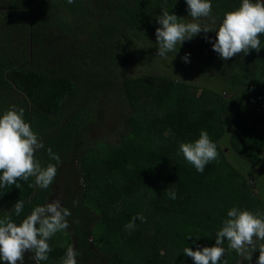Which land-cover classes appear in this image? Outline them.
Listing matches in <instances>:
<instances>
[{
    "label": "trees",
    "instance_id": "1",
    "mask_svg": "<svg viewBox=\"0 0 264 264\" xmlns=\"http://www.w3.org/2000/svg\"><path fill=\"white\" fill-rule=\"evenodd\" d=\"M211 3L199 22L213 30L165 58L157 17L166 8L191 21L186 0H0V115L22 107L42 166L56 163L48 148L61 159L47 189L29 187L34 177L0 189V218L20 223L52 200L71 212L39 264H61L69 246L78 264H195L184 248L213 246L231 208L264 213L256 177L230 160L264 168V35L258 52L222 60L215 30L242 0ZM201 130L219 153L202 173L179 150ZM224 247L220 264H257L259 249L246 261ZM23 264H37L33 252Z\"/></svg>",
    "mask_w": 264,
    "mask_h": 264
},
{
    "label": "clouds",
    "instance_id": "2",
    "mask_svg": "<svg viewBox=\"0 0 264 264\" xmlns=\"http://www.w3.org/2000/svg\"><path fill=\"white\" fill-rule=\"evenodd\" d=\"M67 3L72 4L74 0H67ZM186 4L191 17L188 22L162 8V14L157 17L160 27L155 30L157 55L166 58L167 53H176L177 45L185 40L192 39L201 31L207 34L213 30L199 22L211 15V0H186ZM215 32L212 48L222 60L246 55L250 50L258 52L261 49L260 36L264 35V0H242L238 7L224 14ZM182 59L187 62L188 54ZM43 147L42 140L25 120L22 107L12 105L4 111L0 115V189L12 185L21 188L18 181L27 182L30 177L35 179L29 187L47 189L55 179L61 159L48 148L50 160L56 163L42 166L36 152ZM179 150L184 159L201 173L219 155L216 143L206 130H201L194 142L181 143ZM0 195L3 193L0 192ZM176 195L175 192L169 193L171 199H176ZM23 207L24 202L18 199L12 208L16 216H20ZM70 215V210L63 207L59 200H52L35 206L20 223L14 222L11 214L0 218V260L4 264H23L26 252L34 253L37 264L47 260L51 251L48 241L56 233L68 229L67 217ZM227 217L216 233L213 246L197 247L196 250L185 247L183 253L191 257L195 264H220L226 253L224 244L227 241V248L235 250L246 261H251L252 253L259 249L257 264H264V243L257 245V241H264V213L233 207L227 212ZM135 219L146 222L142 214L134 217L133 223ZM77 255L74 247L69 246L61 264H78Z\"/></svg>",
    "mask_w": 264,
    "mask_h": 264
},
{
    "label": "rangeland",
    "instance_id": "3",
    "mask_svg": "<svg viewBox=\"0 0 264 264\" xmlns=\"http://www.w3.org/2000/svg\"><path fill=\"white\" fill-rule=\"evenodd\" d=\"M173 65L175 66V61H173ZM193 65H186V66H181L178 69L181 71H188L189 69H192ZM144 69H148L147 64L142 67L141 70L144 71ZM157 73H160L164 71L165 67L162 63H160V67L156 68ZM155 69V70H156ZM148 70H146L147 72ZM160 71V72H159ZM163 73V72H162ZM191 75L193 80L198 83L197 79L202 78L201 75H198V73H191L190 71L187 73V75ZM119 136L118 134H114L113 138H117ZM232 158H230L231 162L234 164V167L238 169L239 171L243 172L244 174L248 175L249 177H256L257 181V190L261 197L264 199V168L256 167L254 165H251L247 160L239 157L236 153H232Z\"/></svg>",
    "mask_w": 264,
    "mask_h": 264
}]
</instances>
